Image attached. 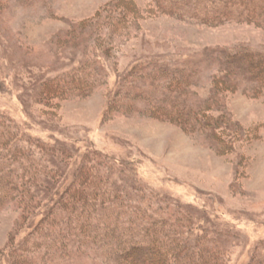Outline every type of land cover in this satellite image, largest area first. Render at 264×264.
<instances>
[{
    "label": "rangeland",
    "instance_id": "rangeland-1",
    "mask_svg": "<svg viewBox=\"0 0 264 264\" xmlns=\"http://www.w3.org/2000/svg\"><path fill=\"white\" fill-rule=\"evenodd\" d=\"M109 12L122 20L118 26L103 25L100 35L111 42L110 49L90 52L102 85L82 97L56 99L59 115L45 114L37 97L45 79L68 75L89 57L83 48L65 47L59 35L73 23ZM263 12L242 19L206 18L170 9L163 0H0L2 118L18 125L23 140L33 135L26 142H34L39 152V137L69 143L73 152L71 160L57 157L70 177L52 179L58 187H46L42 197L53 198L56 205L59 188L72 192L77 173L91 161L104 177L98 176L99 183L110 181L112 187L108 196L106 189L98 190L100 202L106 196L125 201L112 209L115 215L127 220L148 213L182 217L178 229L186 228L184 216L195 218L188 232L195 231L197 239L205 226L227 264H261L264 85L236 83L241 73L220 52L243 47L264 52ZM161 76H168L163 89L147 91V83L154 77L160 83ZM49 156L48 163L55 165ZM16 160L13 168L24 185L49 184L34 176L39 162L20 151ZM23 191L0 210V262L6 264L13 263L15 250H32L25 243H37L32 235L44 219L45 203L32 210V196ZM59 210L57 204L55 213ZM85 250L46 261L100 264L93 249Z\"/></svg>",
    "mask_w": 264,
    "mask_h": 264
},
{
    "label": "trees",
    "instance_id": "trees-1",
    "mask_svg": "<svg viewBox=\"0 0 264 264\" xmlns=\"http://www.w3.org/2000/svg\"><path fill=\"white\" fill-rule=\"evenodd\" d=\"M163 1L170 9L206 18L233 16L242 19L264 11V0H219L221 5L217 2L218 0ZM190 1H196V3L190 4ZM205 1L210 3L206 5ZM119 19L109 12L104 17L73 23L69 30L59 35L58 39L66 44L65 47L83 48L89 53V57L68 75L51 76L45 79L37 94L45 114L59 115L61 103L56 99L82 97L102 85L101 77L93 71L98 68L94 63L91 64L93 54L91 55L90 52L95 55L99 54V49L108 52L111 42L100 33H105L104 24L118 26V22H122ZM115 25L113 28L117 29ZM215 51L219 53V49ZM220 53L229 63L230 68L241 73L236 83L250 84L256 89L264 85V52L243 47L224 50ZM162 66L160 63L154 64V67H159L161 70L164 69ZM161 78L163 80L160 83H157L159 79L152 78V82L147 83L151 85L147 91L156 93L163 89L161 86L168 76H161ZM170 84V87L175 85L174 82ZM160 106L158 105L162 109L164 105ZM175 106L178 107V105ZM169 107L172 108V106ZM5 114L0 110V210L12 203L18 194L24 192L23 189L26 194L32 196L31 201L28 202L32 210H37L39 205L45 203L43 204L44 219L36 225L32 235L37 243L26 242V246L32 249L26 254L22 253V249L15 250L11 256L12 264H49L46 261L47 258L55 263L59 259L65 260L71 252L84 254L87 248L93 249L98 254L100 264H227L223 250L218 245L212 246L208 240L207 233L204 232L207 230L205 226L200 233H196L197 239L194 238L195 231L188 232L194 227L195 218L184 216L188 220L186 228L178 229L177 227L183 226L182 217L148 213L146 216L127 220L121 215L112 213L115 205L124 204L125 201L108 199L107 194L109 190H112L110 181L104 180L101 184L99 183L98 176L101 178L103 176L91 161H86L87 163L77 173V177L71 184L72 192H69V189L63 191V186L59 188L62 197L57 204L62 211L59 210L60 212L56 214L57 204L52 203L53 198L44 199L42 194L48 186L54 190L58 187V185L55 186L54 181L52 182L55 177L64 175L70 177L71 173L68 169L57 164L60 160H71L73 152L69 143L46 142L39 137L37 138L39 152L34 142H28L29 144L26 142L32 141L35 137L28 135L29 138L23 140L17 132L18 125L7 122L8 117L2 118ZM19 151L29 160L39 162V164L35 163L37 169L34 170L36 171L34 176L40 180L39 182L46 180L49 184L34 186L24 185L19 181L20 177L18 178L16 174V168H13L16 166ZM49 155H52L53 159H51L57 165L51 166L48 163ZM42 176L44 178L39 179ZM100 188L107 190L105 192L107 198L105 197L102 202L97 196ZM42 230L43 233H40ZM47 241L54 245H46ZM0 264H6V262L2 260ZM261 264H264L263 260Z\"/></svg>",
    "mask_w": 264,
    "mask_h": 264
}]
</instances>
